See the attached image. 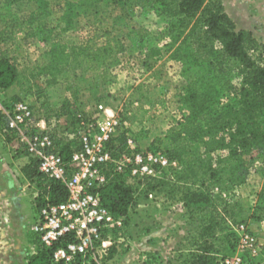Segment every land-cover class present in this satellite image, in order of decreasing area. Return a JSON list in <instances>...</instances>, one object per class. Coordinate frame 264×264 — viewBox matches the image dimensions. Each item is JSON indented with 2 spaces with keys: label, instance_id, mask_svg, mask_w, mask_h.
Listing matches in <instances>:
<instances>
[{
  "label": "rangeland",
  "instance_id": "rangeland-1",
  "mask_svg": "<svg viewBox=\"0 0 264 264\" xmlns=\"http://www.w3.org/2000/svg\"><path fill=\"white\" fill-rule=\"evenodd\" d=\"M48 1L52 13L47 24L52 31L34 37L26 26L29 18L38 13V0L11 6L6 0H0V55L13 58L22 72L19 85L0 90V108L11 111L18 100H28L36 119L50 122L51 130L57 132L59 139L69 141L75 150L81 148L82 132L91 134L97 143L98 121L102 122L106 116L114 120L113 135L102 147L111 158L107 160L108 165L101 162L98 172L132 185L136 197L128 214L105 221L98 219L100 214L89 206L88 196L96 190L89 188L60 211L54 210L42 217L36 207L39 184L36 179L25 178L21 170L33 157L14 134L0 128V264H28L39 240L52 239L67 227L84 230L68 242L73 248L85 246L80 258L76 257L78 254L57 251V258H65L72 264H180L193 247L192 236L206 210L190 212L180 192L171 194L167 186H152L160 178L173 180L182 171V164L167 156L170 145L165 136L172 119L180 115L177 99L187 83L185 65L176 57L175 49L186 38L194 21L172 32V25H180L179 17L167 13V6L161 0H104L87 16L76 18L74 30L63 31L59 25L62 13L59 4L64 0ZM222 1L237 27L253 32L257 45L252 52L264 51V0ZM178 31H181L179 39ZM90 38L94 46L105 47L109 41L114 49L122 44L124 50L107 57V68L83 61L69 65L54 81L50 73H43L41 68L47 64V51L53 42L82 43ZM202 38L205 40L204 34ZM188 40L193 41V37L189 35ZM149 46L160 47L162 55L146 60L143 51ZM38 72L40 76L31 78ZM37 89L42 92L40 97L35 94ZM235 94L233 91L231 95ZM161 98L165 106L159 103ZM70 101L76 106L72 109L80 110L74 116L82 114L86 122L94 123L92 127L80 126L77 121L73 124L67 113L54 115L52 111H59ZM66 110L69 113L71 108ZM122 132L128 139L133 138L135 144H127L118 151L114 148L119 142L113 139ZM152 151L177 160V165L156 162L153 174L142 175L139 168L148 162V153ZM138 152L143 154L141 164L135 159ZM219 154L225 158L226 168L221 176L228 178L236 160L227 158L226 150ZM90 155L89 163L101 153L96 149ZM86 158V163H67L64 177L73 179L89 174L92 169ZM115 159L126 165L118 168ZM247 176L244 183L225 184L222 189L214 187L215 201L220 207L227 203L235 205L232 211L237 221L231 223L229 219L230 225L235 228L244 222L264 244V208L258 203V194L264 186V159H256ZM240 204L242 213L237 212ZM253 212L262 217L257 219ZM239 239L238 234L234 251L226 248L222 253L227 255L218 256L220 264H227L223 263L224 259L236 254ZM111 246L116 247L114 255ZM259 259L264 264V256Z\"/></svg>",
  "mask_w": 264,
  "mask_h": 264
},
{
  "label": "trees",
  "instance_id": "trees-1",
  "mask_svg": "<svg viewBox=\"0 0 264 264\" xmlns=\"http://www.w3.org/2000/svg\"><path fill=\"white\" fill-rule=\"evenodd\" d=\"M28 1L6 0L10 6ZM101 1L104 0H64L59 4L62 12L59 25L62 30H74V20L82 15L87 16ZM161 3L167 6V13L179 17L180 25H172V32L177 27L188 26L192 21L194 23L186 38L175 49L176 57L185 65L187 83L177 99L180 115L172 119L165 136L170 145L167 146V156L177 159L182 164V171L173 180L158 179L152 188L167 186L171 194L180 192L181 200L190 212L194 209L206 210L192 236L193 247L180 264H220L218 256L227 255L222 253L226 248L234 251L237 244L238 234L229 219L231 223L237 220L232 211L235 205L227 203L220 207L216 203L214 187L222 189L227 186L225 184L235 186L244 183L254 161L264 159V51L258 50L257 54L252 52V48L257 45L253 32L237 27L222 0H161ZM37 12L29 18L26 26L27 32L34 37L52 31L47 24L52 13L49 1L38 0ZM180 33L178 31L177 39ZM189 35L193 41L188 40ZM90 42L91 38L82 43L53 42L47 51V64L41 70L44 74L50 73L54 81L59 73L74 62L99 63L107 68V57L124 50L122 44L114 49L115 46L109 41L105 47L94 46ZM214 42L220 46L217 48ZM143 52L146 60L162 55V49L158 46L146 47ZM3 55H0V90H7L21 83L22 72L13 58ZM38 75L40 72L32 74L31 78ZM233 91H236L235 96L231 95ZM40 93V89L35 92L38 97ZM159 103L165 106L164 99H159ZM67 104L59 111L52 112L58 116L67 113L72 117L73 124L76 121L79 124L83 115L75 117V111L80 110L72 109L76 107L74 102ZM68 107L71 108L69 113L66 110ZM7 124V116L0 108V128L6 129ZM56 133L52 132L55 151L64 162L70 163L75 148L69 141L59 139ZM113 140L119 142L118 147L112 145L118 151L128 144L125 132ZM224 150L229 153L227 158L236 160L228 178L221 176L226 168L225 158L219 153ZM21 170L25 178L36 179L39 184L36 198L39 212L43 207L59 205L70 198L67 183L42 173L37 160L31 159ZM98 192L102 205L116 217L128 214L135 202L134 187L122 180L111 179L100 186ZM258 203L264 208V186L258 194ZM237 212H243L242 204ZM252 215L257 219L262 217L256 212ZM73 239V233H66L51 244L39 240L36 250L28 258V264H66L63 258L56 260L55 253L61 248L72 253L68 242ZM110 249H113L114 255L116 247L111 246ZM80 255L76 257L80 258Z\"/></svg>",
  "mask_w": 264,
  "mask_h": 264
},
{
  "label": "built area",
  "instance_id": "built-area-1",
  "mask_svg": "<svg viewBox=\"0 0 264 264\" xmlns=\"http://www.w3.org/2000/svg\"><path fill=\"white\" fill-rule=\"evenodd\" d=\"M100 108H103V106L101 105ZM2 110L6 114L8 119L6 129L9 130L10 133L14 134L19 142H22L26 145L28 152L33 157L32 159L38 161L40 171L49 177L62 179L67 183V186L70 190V198L67 202L59 205H48L46 207H43L40 212L42 213V217H45L46 213H50L54 210L60 211L63 207L68 205L72 199L80 197L89 188H95L96 190L93 195L88 196L90 201L88 202L89 206L100 214L98 219H103L105 221L114 219L115 216L112 215V213L102 205L101 196L98 192V188L100 186L108 183V181L112 179L111 176L100 173V171L98 172V170L101 162H106V164L108 165L107 160L111 158L109 153L104 151V148L102 149V147H104L103 144L113 135L114 124L116 123L114 120H110V118L106 116L102 122L98 121L100 130L98 131L99 135L97 137V143H94L91 134L82 132L83 134L81 136V148L74 151L71 162H84V158L87 156L86 159L89 163V158L91 157L90 153L96 152V149L100 151L101 155L98 159L92 160L89 163V167H91L92 169L89 174L84 173L80 178L75 177L73 179H67L64 177V168L67 163L64 162L62 157L57 153V151H55L56 145L52 135L53 130H51L50 124H48L50 122L46 121L45 119L37 120L34 114L33 105L26 99H20L15 102L13 110L11 111L5 109ZM104 113H106L107 115L106 108H104ZM93 124L94 123L92 122H86L83 116H81V121L79 122L80 126L87 125L89 127H92ZM128 144H135L134 139L129 138ZM142 155L143 154H141L140 152L135 154L136 162L140 164L142 163ZM114 161L116 166L120 169L123 167V165H126L125 163L116 159ZM156 162H160L163 165H177L178 163L177 160H170L167 156L159 151H152L148 153V162L142 164V166L139 168L140 173L142 175L153 174L154 164ZM134 172H138V169H135ZM235 229L236 231H238V234L240 236L237 252L233 257L225 258L223 263L260 264L259 258L260 256H264V244L262 243L260 238L250 228V226L245 223L238 224ZM83 232L84 230L77 231L74 227H67L65 231L60 229L54 238L49 239L45 237L44 239L42 238V240L47 242L48 244H51L53 240L57 239L63 234L73 233L75 237H78V233L82 234ZM68 246L70 250H72V253H68L62 248L58 250H62L67 255L80 254L84 250H86L84 245L76 246L75 248H73L70 244ZM57 251L55 253V259H62L57 258ZM65 262L66 264H72L69 260L67 261L66 259Z\"/></svg>",
  "mask_w": 264,
  "mask_h": 264
}]
</instances>
